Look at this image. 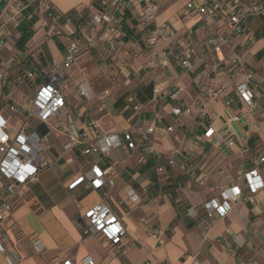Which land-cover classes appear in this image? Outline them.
<instances>
[{"label": "crops", "instance_id": "0c3cea01", "mask_svg": "<svg viewBox=\"0 0 264 264\" xmlns=\"http://www.w3.org/2000/svg\"><path fill=\"white\" fill-rule=\"evenodd\" d=\"M2 1L5 5L0 11V72L8 75V88H12L8 93L0 92V102L7 104H0V112L19 126L22 114L11 111L10 106L29 107L25 92L29 90L32 98L43 74L58 72L64 82L68 85L71 82L74 87L83 81L77 72L79 60L69 71L61 66L64 45L70 40H81L76 32L81 25L77 27L73 20L60 17L61 33L57 38L63 43L61 48L48 29L41 27L43 13L37 4L30 0H0V4ZM45 2L63 14L73 10L81 13L99 10L96 0ZM185 2L163 0L158 12V24H170L178 30L177 38L160 40L158 44L160 50L171 49L166 57L159 58L147 46L149 29L144 22L128 21L122 34L124 45L110 52L115 61V68L111 70L113 77L99 84H110L112 88L103 90L93 85L94 89L90 86V90L92 97L96 95L103 101L99 110L107 107L105 115H110L114 108L111 106L120 102L125 105L131 93H137L142 102L149 103L154 85L170 93L178 84L184 89L181 97L193 108L192 113L171 114V109L180 103L170 98L150 103L145 120L150 121L153 112L158 110L165 115V125L175 129L169 137H157L160 146H154L155 140L152 146L114 148L105 156L84 155L81 147H77L66 156H71L72 162L63 157L42 170L37 180L19 191L13 200V212L0 227V239L4 242L0 264H10V255L18 257L15 264H81L87 255L96 264H144L149 260L151 264H190L194 256L202 264H238L240 259L264 264V187L253 191L247 176L257 170L264 180V161L260 160L264 156V17L254 18L247 33L235 39V50L243 57L247 72L253 75L250 87L254 91V105L250 107L235 94L244 76L229 66H219L214 53L205 45L206 34L201 23L183 16ZM19 14L22 15L20 28H29L32 32L23 49L16 46L21 31L15 30L11 23ZM193 25L198 34L194 37L195 43L182 36ZM194 44L197 46L192 56L195 66L186 70L179 66L176 53ZM107 47L105 42L94 51L105 52ZM28 72L35 74V79L28 78L33 81V88L26 85ZM90 72L89 75L95 74V70ZM65 73L71 78H65ZM63 92L68 112L82 119L93 118L81 105L83 96L79 90L75 96L71 91L63 89ZM203 105L208 111L205 118L199 114ZM117 119L120 123L112 128L102 127L103 130L119 132L128 127L121 115ZM210 125L214 133L206 136ZM40 129L47 131L44 126ZM63 137L60 131L52 134L47 157L60 155ZM152 157L163 167L154 177L140 170ZM169 158L174 159V164L167 162ZM94 163L102 168L113 166L115 185L70 190L69 183L90 170ZM132 187L141 193L140 200L120 205ZM104 191L108 192L107 197L103 196ZM210 200L219 204L227 201L231 208L225 216L209 217L205 203ZM100 201H106L126 226L127 234L119 245L110 244L100 234L82 233L81 218ZM155 229L164 231L163 244L151 235ZM37 239L43 242L40 251L34 248Z\"/></svg>", "mask_w": 264, "mask_h": 264}, {"label": "built area", "instance_id": "2783aa9c", "mask_svg": "<svg viewBox=\"0 0 264 264\" xmlns=\"http://www.w3.org/2000/svg\"><path fill=\"white\" fill-rule=\"evenodd\" d=\"M36 2L42 11L41 27L60 34V14L45 0H31ZM98 12L88 13L89 21L77 29L81 40H70L66 44L65 56L62 61L63 70H72L77 63L78 57L86 53L90 48L98 47L102 43H108L110 52L118 51L123 45L122 34L125 23L128 21L144 22L145 28L149 29L147 44L153 53L159 58H164L171 49L158 48L160 40H172L178 37V30L170 25H160L157 15L163 0H97ZM81 13V12H79ZM182 14L201 23L206 36L205 45L214 53L219 66H229L236 70L237 74L244 79L236 86V96L248 106L254 105V91L250 87L253 77L247 72L243 57L235 50V39L244 35L250 28L251 21L257 17H264V0H186ZM81 15V14H80ZM70 21V20H69ZM14 26H20V22L14 18ZM197 29L187 27L182 36L193 41ZM204 44V43H203ZM196 44L176 53L179 66L186 70L194 68L192 60L196 53ZM27 77L35 79L34 72H28ZM10 84L8 75L0 72V85L8 87ZM80 95L86 99L92 98L90 85L86 80L78 84ZM184 89L176 84L170 93H166L158 84L153 87V96L149 103L142 102L137 93H131L126 97L122 113L129 112L128 127L119 132L104 131L97 119H82L73 113L61 114L66 108V99L61 85V76L58 72L45 73L40 77L35 92L31 98L29 107L19 108L10 106V110L20 112L22 118L19 126L11 123L0 112V227L14 210L13 200L19 191L29 182L35 181L39 173L65 157L67 162H72V157H66L75 148L81 147L84 155H108L114 148L126 146L136 149L140 146H152L153 142L160 137H169L175 129L172 125H165V115L160 111H154L150 121L145 120L144 113L150 103H160L170 98L180 104L174 106L170 113L177 116L191 114L193 108L186 105L181 94ZM107 93V91H106ZM201 117L208 115L206 105L199 110ZM35 118L37 125L31 126L29 119ZM44 126L47 131H41ZM33 128V129H32ZM55 131H60L66 137L61 144L62 150L59 156L49 158L46 156L48 146L51 144V136ZM214 133L212 126H208L205 135ZM264 161V156L260 158ZM169 164H174V159L169 158ZM158 171L163 167L159 166ZM253 191L264 187V180L257 170L247 174ZM116 183V172L113 166L102 168L94 163L90 170L78 175L68 185L70 190L79 187L85 190L100 189L104 186L113 187ZM107 197L108 192L104 191ZM141 193L136 188L126 191L125 199L120 200V205L136 203L140 200ZM230 205L227 201L221 204L215 200L205 203V210L209 217L215 215L225 216ZM80 226L84 235L100 234L110 244L119 245L127 234V229L120 217L113 211L106 201H100L91 206L81 218ZM230 231V228L226 230ZM153 238L163 244L165 242L164 231L155 229L151 232ZM4 236V235H3ZM41 239L34 241L36 251L42 250ZM0 250L4 251V242L0 239ZM18 260L16 255H10L8 261L15 264ZM61 264H73L63 262ZM81 264H96L94 259L87 255L81 260ZM144 264H151L150 260ZM190 264H202L194 256ZM238 264H251L250 259H240Z\"/></svg>", "mask_w": 264, "mask_h": 264}, {"label": "rangeland", "instance_id": "374dc122", "mask_svg": "<svg viewBox=\"0 0 264 264\" xmlns=\"http://www.w3.org/2000/svg\"><path fill=\"white\" fill-rule=\"evenodd\" d=\"M30 2L36 4V2H32L31 0H30ZM21 16L22 15L19 14L16 17V19L19 22L22 21L21 20V18H22ZM11 23H12V26H13V28L15 30H19L20 29L21 23H20V26H18V27L14 26L13 20H12ZM80 23H82V22H80ZM76 26H78V23L76 24ZM50 34L52 36L53 34H57V33L53 32V31H50ZM147 46H148V44H147ZM42 47H43L42 48L43 52H46L45 51L46 50L45 49V45L42 44ZM107 49H108V47L105 49V52H102V51L95 52L94 50H98V49L96 47H93V48H90L83 55L84 57L83 56L82 57L81 56L78 57V60H79L78 62H79V65H80L79 66L80 69H78L77 72L81 73V80H86L89 83V85L91 86V88H93V89H94L93 85H96V87L98 89H103V90L112 88L111 87L112 85H110V84L104 85V86L103 85H101V86L99 85L100 83H102V80H104L106 82V81L109 80L108 78H112L113 77V74L111 73V70L115 68L114 67V64H115L114 62L115 61L112 59V56H111V53H110L109 49L108 50ZM97 69H98V71H97ZM91 70H95V74L94 75H89L88 74V72H90ZM73 74L75 75V72ZM68 77L71 78L67 73H65V78H68ZM102 78H104V79H102ZM25 79H27V81H26L27 87L28 88H33V86H32L33 81L28 79V77L25 78ZM61 85H62L64 90H66V91L68 90V92L71 91L73 96H75L74 94L78 90V87H74L75 85L72 84L71 82L68 85V83L64 82V79H61ZM11 88H12V86H10V88H8V87H2L0 85V92L2 94L3 93H8L11 90ZM25 93H26V96L29 97L28 101L30 102V100H31V92H29V90H28ZM72 99L74 101V97ZM82 99H83V101H82L81 105H84L86 107L87 112L89 114H91L94 119L95 118L101 119V121H99V123H100V125L102 127H104V128H112V126L117 125V123H120L118 121V119H117L118 115H121L122 119H124L125 122H127L129 124V122L127 121L128 116H129V112L127 111V112H124L122 114L120 113V110L124 106L123 102H120V103L112 105L111 108L112 107H114V108L111 110V114L110 115H105L106 112H107L106 111L107 107L104 108L103 110H99L100 106L103 105V101H102L101 97H96V95H95V96H93L90 99H86L85 97H83ZM71 102H72V100H71ZM76 102H78V101H76ZM0 104H1V106H6L7 105L6 103L3 102V100L0 102ZM67 111H69L68 106L65 108V110H63V112L61 114L62 118L65 117ZM95 111L97 112V114L99 112V115H96ZM93 112H94V114H93ZM146 112L144 113V115L146 114ZM101 115H103V116H101ZM4 116H6V114H4ZM6 117L9 118L8 116H6ZM87 117H89V116L87 115ZM29 124L30 125H34V124L37 125L38 121L35 118H31V119H29ZM65 139H66V137L64 136L62 138V140H65ZM156 141L157 142H156V144L154 146H160V138L158 140H156ZM133 160H136V158H133ZM159 164H160V161H158L157 163L154 164V166H153V176H154V174L156 175V173L157 174L159 173V171L157 169ZM136 168H139V167H136Z\"/></svg>", "mask_w": 264, "mask_h": 264}, {"label": "trees", "instance_id": "16d2710c", "mask_svg": "<svg viewBox=\"0 0 264 264\" xmlns=\"http://www.w3.org/2000/svg\"><path fill=\"white\" fill-rule=\"evenodd\" d=\"M96 3L98 4V1L97 0H96ZM4 5H5V1H2V3L0 4V11L4 7ZM58 12H59L60 17L62 18V20L63 19H65V20L70 19L71 21L73 20L74 23H76V24L78 23V26L84 25V24H86L88 22V20H87L89 18L88 17V12L79 13V12L74 11V10L73 11H70L68 13H65V14H63L60 11H58ZM80 22H82V23H80ZM20 31H21L20 32V36H19V38H18V40L16 42V46L19 49H23L25 47L26 42L32 36V32L30 31L29 28H26V29H24V28L21 29L20 28ZM52 36H53V38L56 39V43L58 44V46L61 47V48H63V43L61 41H59L58 38H57L58 35L57 34H53ZM66 45H64L65 50H66ZM155 163H157V159H155V158H151V159L147 160L144 163V165H142L140 167L141 172L143 173V172L147 171L149 174H151L152 177H154L153 176V166H154ZM177 219L172 223V225H174L178 221Z\"/></svg>", "mask_w": 264, "mask_h": 264}]
</instances>
